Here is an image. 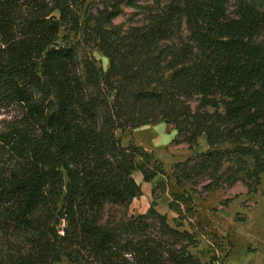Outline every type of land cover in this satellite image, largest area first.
Here are the masks:
<instances>
[{
    "label": "trees",
    "instance_id": "trees-1",
    "mask_svg": "<svg viewBox=\"0 0 264 264\" xmlns=\"http://www.w3.org/2000/svg\"><path fill=\"white\" fill-rule=\"evenodd\" d=\"M229 1L172 0L127 31L113 25L122 12L112 3L95 28L105 71L60 36L77 0H0V108L22 112L0 132V264H203L190 251L197 236L171 226L154 203L117 217L142 195L135 171L146 183L166 173L116 132L165 122L191 150L205 136V153L174 165L176 184L256 191L264 0H236L233 17ZM187 202L170 205L180 220Z\"/></svg>",
    "mask_w": 264,
    "mask_h": 264
},
{
    "label": "rangeland",
    "instance_id": "rangeland-1",
    "mask_svg": "<svg viewBox=\"0 0 264 264\" xmlns=\"http://www.w3.org/2000/svg\"><path fill=\"white\" fill-rule=\"evenodd\" d=\"M112 3L122 12L113 25L127 31L145 25L152 15L164 11L172 0H77L73 8L75 22L64 23L60 36L63 43L74 49L79 59L91 55L105 71L109 60L98 48L95 28L104 13L113 11ZM236 11V0H230L229 15L233 17ZM21 115L16 107L0 108V132L14 126ZM116 135L123 146L134 144L153 154L163 163L166 173L146 184L141 180L142 174L135 171L133 177L141 186L142 195L134 199L127 209L119 210L117 217L144 215L154 203L155 210L166 216L171 226L181 222V229L197 236L198 243L190 251L203 264H264V176L255 192H249L241 182L211 190L204 189L208 181L185 183L179 187L171 176L174 165L205 153L208 150L205 136L200 137L197 146L191 150L178 140L175 127L165 122L118 130ZM6 167V161H0V172ZM188 196L192 198V205L181 203L180 220L170 205H177ZM59 264L70 263L63 260Z\"/></svg>",
    "mask_w": 264,
    "mask_h": 264
},
{
    "label": "crops",
    "instance_id": "crops-1",
    "mask_svg": "<svg viewBox=\"0 0 264 264\" xmlns=\"http://www.w3.org/2000/svg\"><path fill=\"white\" fill-rule=\"evenodd\" d=\"M141 178H142V179H141ZM141 178H140V179L143 180V176H141ZM144 183H146V182H144ZM146 184H148V183H146ZM149 184H150V183H149Z\"/></svg>",
    "mask_w": 264,
    "mask_h": 264
},
{
    "label": "water",
    "instance_id": "water-1",
    "mask_svg": "<svg viewBox=\"0 0 264 264\" xmlns=\"http://www.w3.org/2000/svg\"><path fill=\"white\" fill-rule=\"evenodd\" d=\"M65 232V230H63Z\"/></svg>",
    "mask_w": 264,
    "mask_h": 264
}]
</instances>
